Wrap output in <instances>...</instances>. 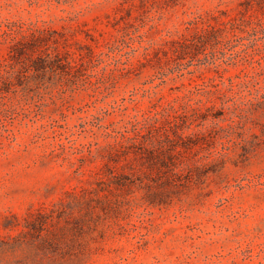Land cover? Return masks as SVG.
<instances>
[{
    "label": "rangeland",
    "instance_id": "rangeland-1",
    "mask_svg": "<svg viewBox=\"0 0 264 264\" xmlns=\"http://www.w3.org/2000/svg\"><path fill=\"white\" fill-rule=\"evenodd\" d=\"M2 81L0 264H264V0H0Z\"/></svg>",
    "mask_w": 264,
    "mask_h": 264
},
{
    "label": "trees",
    "instance_id": "trees-1",
    "mask_svg": "<svg viewBox=\"0 0 264 264\" xmlns=\"http://www.w3.org/2000/svg\"><path fill=\"white\" fill-rule=\"evenodd\" d=\"M208 33V30H204L202 32L203 35ZM42 43L43 41L40 40L39 37H37L34 39L33 46L29 48L31 52H34L33 50L37 51L36 56L30 57L29 59V68L32 71L31 74L33 76H42L47 69L52 72L58 71L60 72V75L66 76L68 79H70L75 77V75L81 70H84L89 63L97 61L99 59V55H96L89 45L86 46L85 51H80L73 50L72 47L68 44H64V46L60 47L58 44L54 43V46L51 48V50H49L48 48L41 47ZM22 49L23 47L14 45L11 48V55L8 56V60L5 59L4 61L12 62V65L18 64L22 59ZM126 63L127 62L121 63V65L123 66V70H127L125 68ZM180 76L182 77L183 74H180ZM6 85L7 82L5 81H2L0 83V102H13V99L11 98V96H9V88H7ZM35 90L28 86V88H25L23 90V92L27 94H35ZM178 118L179 116H177V113L171 115L170 109H163L162 111L155 113L144 112L142 113L140 120L135 118L132 127L139 128V130L146 129L147 131L157 130L158 125L161 123V121H166L169 125V129L174 130L177 126ZM175 137H177L176 134ZM167 139L168 142H172L170 138ZM171 158L172 157L170 156L168 158V164L171 166L168 169L170 171H175L174 175L177 176L179 174V170H177V167L175 166Z\"/></svg>",
    "mask_w": 264,
    "mask_h": 264
}]
</instances>
